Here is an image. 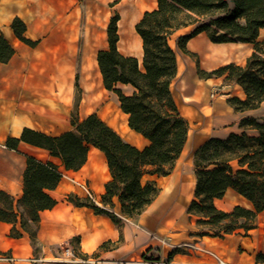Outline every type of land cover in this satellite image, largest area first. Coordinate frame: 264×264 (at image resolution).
I'll return each instance as SVG.
<instances>
[{"label":"crops","instance_id":"crops-1","mask_svg":"<svg viewBox=\"0 0 264 264\" xmlns=\"http://www.w3.org/2000/svg\"><path fill=\"white\" fill-rule=\"evenodd\" d=\"M134 2L138 6L141 3L154 4V1L147 0ZM77 3L78 0H55L54 4L51 0H0V37H4L15 50L8 63H0V190L12 196L17 205L23 196L27 157L53 162L63 173L58 188L51 192L58 204L54 209L41 213L35 244L27 233L21 238H12L14 225L1 222L0 255L10 254L22 259L15 264H32L28 261L32 257L44 259L42 264H58L56 259L61 256L62 250L72 245L86 256L99 258L103 261L101 264L143 259L171 264L215 263L213 254L226 264H258L257 256L264 253V212L258 215L256 227L249 232L239 230L223 238L199 235L209 231L201 230L198 217L189 214L196 190L194 159L192 156L186 163L181 160L189 143L190 131L187 144L171 175L147 177V180L157 181L161 192L143 214L135 219H124L120 204L114 200L113 212L123 220L120 224L70 200V197L87 199V192L80 186L86 184L95 199L101 202L105 185L111 177L105 155L97 148H90L87 163L74 172L66 171L61 161L51 157L44 149L24 142L20 143L17 151L7 147L8 139H20L24 129L53 136L73 130L69 120L71 94L79 72L77 50L72 46L71 37L76 36L72 28V10ZM153 10L154 7L144 13ZM15 18H20L27 25V37L38 41L36 47L26 45L15 36L12 29ZM195 27L189 25L177 30L170 40L179 66L172 86L173 96L191 126L200 125L202 131L207 132L220 127L225 132L217 136L198 135L194 152L210 138H226L231 133L244 132L240 124L245 118H264V103L257 110L241 113L228 104L231 97L246 98L243 89L234 82H230V85H234L237 94L226 92L217 95L212 105L207 107L212 85L219 80H227V75L217 79H201L195 59L178 48V39L190 35ZM258 41L264 43V29ZM187 50L209 61H216L222 67L229 64L245 66L255 51L252 44H215L206 33L192 38ZM126 56L135 57L134 54ZM96 70L102 80L98 63ZM80 72L86 84L88 72L85 68ZM124 87L129 89L128 95L133 93L132 87ZM123 115L128 127L125 130L127 135H122L123 138L140 149L146 147L148 141L129 128L128 116ZM215 204L218 209L228 213L237 206L253 209L247 199L233 190H229L224 199L216 200ZM17 228H20L19 223ZM0 264L11 263L0 261Z\"/></svg>","mask_w":264,"mask_h":264},{"label":"trees","instance_id":"trees-1","mask_svg":"<svg viewBox=\"0 0 264 264\" xmlns=\"http://www.w3.org/2000/svg\"><path fill=\"white\" fill-rule=\"evenodd\" d=\"M119 22V15L111 19L108 49L98 52L97 63L104 88L117 95L120 109L128 116L129 128L144 137L148 145L142 149L132 145L96 114L74 120L73 130L58 136L24 129L20 139L7 141V147L15 151L21 142L44 149L59 159L66 171L74 172L87 163L91 147L101 151L111 177L101 197L103 207L87 199L70 200L117 224L123 220L113 212L114 200L120 204L124 219L143 214L161 192L157 181L147 177L171 175L188 141L190 124L172 91L179 66L171 37L181 28L196 26L177 43L189 56L193 54L187 50L188 42L201 33L215 44L254 45L255 51L245 66L229 64L213 76L201 70L198 73L201 79L227 75V81L239 85L246 97H231L228 104L239 113L257 110L264 103V44L258 41L264 29V0H158L157 8L146 12L135 28L143 43L142 60L120 52ZM12 29L21 42L37 46L38 41L27 37V25L20 18L14 19ZM14 54L9 42L0 37V63H8ZM119 86H130L133 93L128 95ZM240 126L244 132L210 138L193 154L196 190L189 214L198 217V225L209 231L200 236L223 238L239 230L249 232L264 212V118H245ZM62 178L55 163L27 157L23 196L17 205L12 196L0 190V223L14 225L12 238L27 233L35 244L41 213L58 204L51 192ZM229 190L247 199L253 209L237 206L230 213L218 209L216 200L224 199ZM257 262L264 264V253L257 256Z\"/></svg>","mask_w":264,"mask_h":264},{"label":"rangeland","instance_id":"rangeland-1","mask_svg":"<svg viewBox=\"0 0 264 264\" xmlns=\"http://www.w3.org/2000/svg\"><path fill=\"white\" fill-rule=\"evenodd\" d=\"M134 1L135 0H78L77 5L73 7L72 28H74L73 31L76 33V36L71 37V40L73 48L77 50L76 63L79 73L77 75V83L73 87L71 94L72 111L69 118L71 122L74 120L79 121L81 118L85 119L86 116L90 114H96L121 136L123 135L126 137V129L128 127L126 128V119L120 110L118 97L115 93L104 90L102 80L99 78L96 69L98 52L102 49H108L107 29L111 19L116 15L120 16V52L124 55L134 54L135 57L142 60V42L135 28L145 13L144 11L142 13L140 12L138 4ZM54 2L55 0H51L52 4H54ZM150 6L149 10L153 7L156 9L157 2H154V4ZM172 45L174 46L173 40ZM191 57L195 59L198 70L206 72V76H213L214 72L222 67L216 61H209V59L201 57L198 54H193ZM84 68L88 72L86 84L84 82L85 79H83V74L80 72L84 70ZM217 78L219 77L215 75L211 79ZM118 88L122 89L126 94L128 93L129 89L126 87L119 86ZM226 92L237 94L234 85H230L229 81L224 79L217 81L212 85L209 92L207 107L212 105L214 97L217 95H224ZM202 130L203 128L201 129L200 125L191 126L190 124L189 143L181 159L185 163L193 156L195 149L194 144L198 135L217 136L225 132V130L220 127L213 128L208 132ZM87 200L94 203L89 197H87ZM97 202L100 204H96L97 206L103 207L100 201ZM200 228L201 230L207 229L206 227Z\"/></svg>","mask_w":264,"mask_h":264},{"label":"built area","instance_id":"built-area-1","mask_svg":"<svg viewBox=\"0 0 264 264\" xmlns=\"http://www.w3.org/2000/svg\"><path fill=\"white\" fill-rule=\"evenodd\" d=\"M86 192L88 197L97 205H100L97 200L94 198V196L91 194L90 190L87 188L86 184L80 185ZM214 259L216 260L215 263H203V264H226L224 261H222L218 256L212 255ZM22 259L16 258L10 254H1L0 255V261L1 262H7L11 264H15L18 261H21ZM28 261L32 264H42L45 262L44 259L32 257L29 258ZM103 261L95 256H86L81 253L79 248L77 246L67 245L61 253V256L56 259V263L58 264H101ZM119 264H171L167 262H159L156 260H140V261H131L126 263H119Z\"/></svg>","mask_w":264,"mask_h":264},{"label":"bare ground","instance_id":"bare-ground-1","mask_svg":"<svg viewBox=\"0 0 264 264\" xmlns=\"http://www.w3.org/2000/svg\"><path fill=\"white\" fill-rule=\"evenodd\" d=\"M148 2H157V0H147ZM150 6V5H149ZM149 6L147 5V4H145V3H141L140 5H139V9H140V12L142 13L143 11H145V10H149ZM151 7V6H150ZM138 37H139V39L141 40V37L138 35ZM142 41V40H141ZM141 60V59H140ZM122 111V110H121ZM191 113V112H190ZM125 114V113H124ZM127 115V114H126ZM126 128H127V124H126ZM127 130V129H126ZM166 186V185H165Z\"/></svg>","mask_w":264,"mask_h":264}]
</instances>
